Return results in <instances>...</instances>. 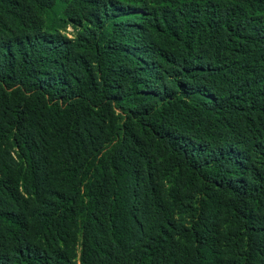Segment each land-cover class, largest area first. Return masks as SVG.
I'll use <instances>...</instances> for the list:
<instances>
[{
    "label": "trees",
    "instance_id": "obj_1",
    "mask_svg": "<svg viewBox=\"0 0 264 264\" xmlns=\"http://www.w3.org/2000/svg\"><path fill=\"white\" fill-rule=\"evenodd\" d=\"M0 264H264V0H0Z\"/></svg>",
    "mask_w": 264,
    "mask_h": 264
},
{
    "label": "rangeland",
    "instance_id": "obj_2",
    "mask_svg": "<svg viewBox=\"0 0 264 264\" xmlns=\"http://www.w3.org/2000/svg\"><path fill=\"white\" fill-rule=\"evenodd\" d=\"M76 32L77 30L74 29V27L70 23L67 24L64 29L60 30L61 35L68 39H73L76 36Z\"/></svg>",
    "mask_w": 264,
    "mask_h": 264
}]
</instances>
